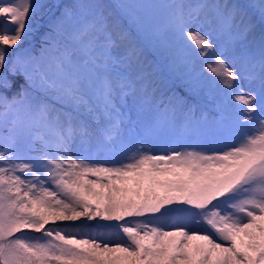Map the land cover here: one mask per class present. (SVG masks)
I'll return each instance as SVG.
<instances>
[{"label": "snow or ice", "instance_id": "obj_1", "mask_svg": "<svg viewBox=\"0 0 264 264\" xmlns=\"http://www.w3.org/2000/svg\"><path fill=\"white\" fill-rule=\"evenodd\" d=\"M56 7L0 0V264H264V0Z\"/></svg>", "mask_w": 264, "mask_h": 264}, {"label": "trees", "instance_id": "obj_2", "mask_svg": "<svg viewBox=\"0 0 264 264\" xmlns=\"http://www.w3.org/2000/svg\"><path fill=\"white\" fill-rule=\"evenodd\" d=\"M62 1V0H61ZM64 2H72V0H63ZM229 3H236L240 5H248L252 4L250 0H228ZM110 3L114 2V0H109ZM253 20L256 25L260 24L258 15L253 16ZM46 27V28H45ZM43 33L47 30V26L43 27ZM42 36V35H41ZM35 41V40H34ZM41 38L35 41L34 46L38 49L40 47ZM151 58V57H150ZM182 72V69L178 70ZM164 80V83L161 87L167 92L168 96H171L172 92L178 94L179 97H182L185 101H187L188 105H194L197 108H200L209 104V101L201 95L197 97L195 94L188 90L187 85L179 78L178 72L170 71L164 65H161L160 71L158 73Z\"/></svg>", "mask_w": 264, "mask_h": 264}, {"label": "rangeland", "instance_id": "obj_3", "mask_svg": "<svg viewBox=\"0 0 264 264\" xmlns=\"http://www.w3.org/2000/svg\"><path fill=\"white\" fill-rule=\"evenodd\" d=\"M84 2L85 3H89V2H93V0H84ZM100 2L105 3V4L110 3L109 0H100ZM149 2H153V3H167V2H169V0H149ZM250 2L252 4L253 3H259L260 0H250ZM41 3L49 5L50 8L45 9L44 14L41 17L37 18L38 22L35 25V30L33 32L32 37L30 38V42L32 44H34L35 41H37V39L41 38V35H43V30L42 29H43V27L45 25L47 26V23H48L49 19L52 18L54 15H59L60 9L58 7H56V5H63V4L69 3V2H64L63 0L62 1L61 0H41ZM259 27H260V24H257L256 31L252 35L249 36V40L250 41L253 40L254 37L258 40ZM182 71H183V69H182ZM209 141H210V138H207L203 142L205 144H207ZM63 223H65V222H63ZM73 223H75V222H73ZM95 223H96L95 221L90 223L92 225V229L91 230H93V231H104V229L95 228ZM101 223H104V222H101ZM30 234L39 235V234H36V233H30Z\"/></svg>", "mask_w": 264, "mask_h": 264}, {"label": "bare ground", "instance_id": "obj_4", "mask_svg": "<svg viewBox=\"0 0 264 264\" xmlns=\"http://www.w3.org/2000/svg\"><path fill=\"white\" fill-rule=\"evenodd\" d=\"M46 26V25H45ZM46 28V27H45ZM42 31V30H41ZM33 40V39H32ZM92 222H94V221H92ZM65 223H73V222H65ZM75 223H79V221H77V222H75ZM91 222H89V224H90Z\"/></svg>", "mask_w": 264, "mask_h": 264}]
</instances>
